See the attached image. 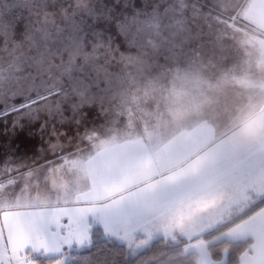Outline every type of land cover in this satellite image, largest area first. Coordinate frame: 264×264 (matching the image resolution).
<instances>
[{"label":"rangeland","instance_id":"rangeland-1","mask_svg":"<svg viewBox=\"0 0 264 264\" xmlns=\"http://www.w3.org/2000/svg\"><path fill=\"white\" fill-rule=\"evenodd\" d=\"M244 4V0H0V166L30 165L38 157L36 150L53 145L118 147L145 141L151 143L148 167L153 169L158 144L173 141L157 139L155 133L176 130L179 122L174 119L186 116L187 125H196L197 130L222 131L223 122L210 123L206 117H214V108L222 116L223 108L214 106L222 99L211 106L208 101L224 93L219 85L222 68L243 66L240 62L247 60L224 56L264 51V16L255 17V6ZM72 39L83 40L87 56L74 61L54 58L53 67L35 70V61L58 53ZM105 68L107 72L102 71ZM63 139L68 141L62 143ZM210 141L200 136V146ZM137 146L131 149L136 171L147 163ZM207 156L206 151L203 161ZM201 157H184V169L173 170L167 178L165 174L158 178V170H151L148 179H140H147L143 188L152 190L159 184L158 190L174 189L164 181L174 182L176 174L188 172ZM194 178L203 179L192 174L183 179L193 183ZM223 200V192L216 191L206 205L217 207ZM263 201L264 195L238 211L242 214ZM108 218L109 214L101 223L104 228H99L102 235L134 253L160 236L174 243L200 236L190 227H184L180 236L174 234L182 221L193 225L192 231L201 220L209 231L227 221L168 219L152 227L151 234L134 239L114 237ZM91 235L80 250L36 259L40 264H78L76 253L86 249Z\"/></svg>","mask_w":264,"mask_h":264},{"label":"crops","instance_id":"crops-1","mask_svg":"<svg viewBox=\"0 0 264 264\" xmlns=\"http://www.w3.org/2000/svg\"><path fill=\"white\" fill-rule=\"evenodd\" d=\"M244 2V6H255V17L263 18L264 0ZM224 57L247 60L240 62L243 66L222 68L219 85L224 93L221 98L208 101L211 106L222 99L221 105L214 104L223 108L222 116L217 108H214V117L206 116L210 123L223 122L222 131L197 130L196 125H187L186 116L174 119L180 124L176 130L155 133L157 139L173 141L158 144L160 150L159 154H153L156 160H153V169L148 167L153 158L149 155L151 143L145 141L118 147L109 144L105 147L55 146L44 151L36 150L34 155L38 157L30 165L0 166V209L19 213L25 227L34 232L32 222L41 218L52 220L46 232L36 233L43 238L47 249H42L38 256L51 259L69 250H80L93 229L104 228L101 223L107 221L108 214V220L114 224L111 232L114 237L138 239L140 234H151L152 227L158 224L160 227L161 222L168 219L228 218L233 213L239 214L238 210L244 204L264 195V51L244 50ZM216 89L215 85L214 90L218 91ZM201 135L212 140L206 147L200 146ZM67 141L63 139L62 143ZM134 144L144 152L141 153L143 156L138 155L147 161L138 171L133 166L135 159L131 149ZM206 151L207 161H203ZM200 155L199 162L191 166L195 168L190 167L191 171L176 174L174 182L164 181L174 189L158 190L159 184L152 190L143 188L151 170H158V178L162 174L167 178L173 170L179 173L184 169L181 167L184 157L191 160ZM134 174L137 175L132 177ZM190 174L203 179L194 178L193 183L185 181L183 178L190 179ZM142 177L147 179L142 182ZM102 189L112 190L113 194L96 198L94 192L99 193ZM216 191L223 192L222 203L217 207L206 205L214 199ZM65 209L69 211L65 212ZM258 210L208 241L194 240L197 237L185 239L190 242L184 251L196 255V264H223V261L217 263L211 259L208 244L220 240H248L251 245L241 256L240 264H264V207ZM198 224L204 225L205 220ZM180 225L173 230L178 236L183 234L184 227H190L191 233L196 235L209 232V225H204L202 230H197L200 226H196L193 231V225L183 221ZM0 238L7 247V229L2 222ZM158 239L164 238L160 236Z\"/></svg>","mask_w":264,"mask_h":264},{"label":"trees","instance_id":"trees-1","mask_svg":"<svg viewBox=\"0 0 264 264\" xmlns=\"http://www.w3.org/2000/svg\"><path fill=\"white\" fill-rule=\"evenodd\" d=\"M264 205V201L252 207L242 214H232L225 218L223 224L211 231L201 234L194 240L208 241L219 235L223 231L232 227L242 220V217ZM231 219V220H229ZM188 240L179 239L177 243L158 239L145 246L139 252L127 249L117 241L105 238L99 228L92 232L91 239L82 252L76 253L80 256L78 264H196V255L186 253L184 247ZM250 241L229 242L220 240L208 244L207 250L214 262H221L225 259V264H240L241 256L250 248ZM71 255V254H70ZM72 263V262H71Z\"/></svg>","mask_w":264,"mask_h":264},{"label":"snow or ice","instance_id":"snow-or-ice-1","mask_svg":"<svg viewBox=\"0 0 264 264\" xmlns=\"http://www.w3.org/2000/svg\"><path fill=\"white\" fill-rule=\"evenodd\" d=\"M112 194V190L108 189H102L99 193L94 192L96 198H100L101 195ZM77 199H79V195H77ZM89 210L91 211V209ZM64 211L69 210L65 209ZM0 222L7 229V247L4 246L3 239L0 238V264H40L36 256L40 254L42 249H47L43 238L36 233L46 232L51 226L52 220L41 218L32 222V227L36 230L34 232L31 228L25 227L19 213L0 209Z\"/></svg>","mask_w":264,"mask_h":264},{"label":"clouds","instance_id":"clouds-1","mask_svg":"<svg viewBox=\"0 0 264 264\" xmlns=\"http://www.w3.org/2000/svg\"><path fill=\"white\" fill-rule=\"evenodd\" d=\"M94 48L99 47V45H93ZM86 44L83 40L72 39L67 42L64 47L58 52L53 53L47 57H43L40 60L35 61L32 65L37 71H46L49 68L54 66V58H62L67 57L69 60H75L77 57L84 55L87 56L85 52ZM102 71L107 72V69H103ZM101 100L104 99L103 96L99 97Z\"/></svg>","mask_w":264,"mask_h":264}]
</instances>
